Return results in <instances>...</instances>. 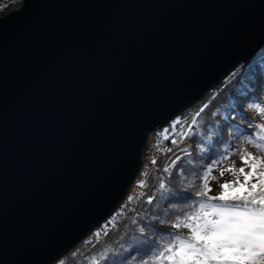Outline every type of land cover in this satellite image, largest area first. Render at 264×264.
<instances>
[{
  "label": "water",
  "instance_id": "1",
  "mask_svg": "<svg viewBox=\"0 0 264 264\" xmlns=\"http://www.w3.org/2000/svg\"><path fill=\"white\" fill-rule=\"evenodd\" d=\"M264 48V0H20L0 14V264H52L125 199L151 133Z\"/></svg>",
  "mask_w": 264,
  "mask_h": 264
},
{
  "label": "snow or ice",
  "instance_id": "2",
  "mask_svg": "<svg viewBox=\"0 0 264 264\" xmlns=\"http://www.w3.org/2000/svg\"><path fill=\"white\" fill-rule=\"evenodd\" d=\"M207 107L205 104L199 109L196 117ZM258 115L264 118V107L258 109ZM239 118L246 119L244 116ZM182 123L187 124L183 131L184 137L190 138L196 134L193 129V125H197L196 118L189 122L177 117L164 131L175 130ZM248 123L257 131L246 136L244 143L252 145L262 154H253L239 145L235 150L229 146L218 152L211 164H205L203 161L207 153L215 146L212 141V129L208 130L207 141L199 147L196 156L188 149L181 148L182 155H175L162 171L171 174V170H175L185 185L182 191H191L192 195L199 199L189 204L186 211L181 209L182 215L171 219H162L159 215L143 217L137 213L139 219H133L132 223L138 226L141 238L134 243L136 246L150 245L155 250L147 258L137 259L139 247L137 255L127 257L124 252L128 249L122 248L111 254L113 259L107 261V264H264V124ZM233 131L238 134L242 132L238 126L233 128ZM171 142L179 146L180 140L173 139ZM168 151L171 152L172 149L169 148ZM233 155L239 156L242 162L239 168L235 167L234 161L226 164ZM185 157L187 159L184 164L177 168V162ZM151 164L155 165L156 160L152 159ZM218 166L220 177L227 172L232 179L220 183V191L216 195H209L212 192L211 181L218 180V177L212 174ZM186 172L191 174V179ZM137 186L145 187L146 182L141 180ZM157 191L161 203L177 195L162 178L159 179ZM133 199L135 197L130 195L128 202ZM155 200V196H148L147 204L153 205ZM173 208L175 205L169 203L168 208L164 210V216L167 217L168 210ZM123 211L122 208L121 212ZM153 222L160 227H171L176 232L169 234L170 238L166 242H162L163 237L153 239L158 234ZM113 223L114 220L107 221L93 235H107V228ZM182 228L188 230L187 235L180 234L179 230ZM149 232L151 237L148 236Z\"/></svg>",
  "mask_w": 264,
  "mask_h": 264
},
{
  "label": "trees",
  "instance_id": "3",
  "mask_svg": "<svg viewBox=\"0 0 264 264\" xmlns=\"http://www.w3.org/2000/svg\"><path fill=\"white\" fill-rule=\"evenodd\" d=\"M5 5L6 2L1 0L0 14H2ZM238 85H244L245 88L256 87L257 85L264 86V48L252 53V55L239 63L216 86L206 92L201 99L182 110L172 120L156 130L155 136L150 138L142 149V166L139 173L142 174L146 186L142 188L138 187V190L133 194L128 192L125 200L128 202V197L132 195L135 197V201H132L129 207H126L124 203H122L107 219L88 232L76 245L52 264H107V261L113 259L111 254L120 251L122 248L128 249V251L124 252V256L126 257L129 255H137V247H139L137 259L140 257L147 258L151 255V252L155 250L153 246H136L134 243L137 239L141 238L138 232V226L132 223L133 219H139L137 213H140L143 217L159 215L162 219H171L176 215H182L181 209L186 211L189 204H193L199 199L194 197L191 191L187 193L182 191L185 185L182 184L181 178L177 175L175 170H171V174L164 173L162 171L163 167L157 173V168L162 156L166 149L172 145L170 139L174 130L169 129L168 132L164 130L168 129L169 125L177 117H182L185 121L190 120L196 109H201L207 104L208 107L201 115L199 117L195 115L194 117L197 120V125H193L196 134L189 138L191 140V145L188 150L192 152L193 156H196L199 147L204 145L207 141L208 130L212 129V141L215 146L209 150L207 157L203 161L205 164H211L218 152L224 151L225 147H231L233 144V128H235L233 117L238 112V110H235V102H239L242 95L232 99V94L234 88ZM179 126L180 125L177 127ZM254 132L255 131H253V133ZM154 144L162 145L158 155L153 153L152 146ZM152 159L156 160L155 165L151 164ZM186 159L187 157L178 161L176 167L179 168L184 164V160ZM185 167L188 166L185 165ZM150 168L151 170L149 171ZM201 171H203V169H201ZM185 174L191 179L190 173L186 172ZM161 178L165 180L172 192L177 194L171 196L170 200L164 201L163 203L160 202L159 192L157 191L158 182ZM135 184L138 185V183ZM209 195L216 194L209 193ZM148 196L156 197L153 205L147 204ZM185 197H187V199H185ZM169 203L174 204L175 208L168 210V215L165 217L164 210L168 208ZM122 208L124 209L123 212H121ZM109 220H114V223L108 226L107 235L101 234L99 237L94 236L93 233L99 231L101 226L105 225ZM140 223H143V221H140ZM153 227L158 229L157 237H153V239L163 237L162 242H166L170 238L169 234L176 232V230L171 227H160L155 222H153ZM179 232L182 235H187L188 233L187 230L183 228L180 229ZM148 236L151 237L152 234L149 232ZM73 253H75V255H73ZM130 264H132V262H130Z\"/></svg>",
  "mask_w": 264,
  "mask_h": 264
},
{
  "label": "rangeland",
  "instance_id": "4",
  "mask_svg": "<svg viewBox=\"0 0 264 264\" xmlns=\"http://www.w3.org/2000/svg\"><path fill=\"white\" fill-rule=\"evenodd\" d=\"M4 1L6 2V5L2 13L15 9L20 4V0H4ZM250 90H255V94H251L252 96L246 97L247 92H250ZM241 94H242V98L239 100V102L238 101L235 102V107H236L235 110H238V112L233 117V123H234V126L235 127L238 126L242 130V132L239 134L234 132V141H233L231 148L232 150H235L237 145H239L242 148H246L249 152H252L253 154L260 155L262 153H259L257 149L253 147L252 145L245 144L244 139L246 136L252 134L253 131H256L254 127L249 126L248 122H251L253 125L264 124V118L258 115V109L264 107V86L257 85L256 87L245 88L244 85H240V86L238 85L233 90L232 99L237 98ZM241 116L246 117V119H240L239 117ZM155 132L156 131H154V133H151L148 139L154 137L156 134ZM155 147L156 145L154 144L152 146V150L154 154H155V151H158L157 149L158 146L156 148ZM233 161L235 162L236 168H239L240 166H242V162L239 156L237 155H233L230 158V160L226 162V164H230ZM212 174L218 177V180L211 181L212 192L210 193L217 194L220 191L219 184L223 183L226 180L232 179V176L229 173L225 172L224 176L220 177L219 166L217 167L216 170L213 171ZM141 180H143V176L142 174L138 173L133 180L134 182L130 186L129 192H131V194L135 193L138 190V186L135 183H138ZM125 200L126 199H124L123 203L127 207L131 202H126Z\"/></svg>",
  "mask_w": 264,
  "mask_h": 264
},
{
  "label": "built area",
  "instance_id": "5",
  "mask_svg": "<svg viewBox=\"0 0 264 264\" xmlns=\"http://www.w3.org/2000/svg\"><path fill=\"white\" fill-rule=\"evenodd\" d=\"M198 111V109H196L192 115V118L190 120H188L189 122L194 118L196 112ZM187 127V124L186 123H182L179 127H177L172 135H171V141L173 139H177V140H180V143H179V146L177 145H171L170 147H168L164 153V155L162 156L161 160H160V163L158 165V168H157V173L163 168L165 167L166 165L170 164L171 160L175 158V155H181L180 153V149L181 148H186L188 149L191 145V140L187 137H184L183 136V131H184V128ZM158 146V147H157ZM158 151H155V154L158 155L159 152L161 151V148H162V145L161 144H157L156 145ZM155 147V148H156ZM171 148L172 151L169 152L168 149ZM151 170V168L149 169V171ZM146 175V174H145ZM146 178V177H145ZM126 199V198H125ZM124 201V200H123ZM123 201L121 202V204L123 203ZM132 201H135L132 200ZM131 201V202H132ZM131 204V203H130ZM129 204V205H130ZM129 205L127 207H129ZM127 209V208H126Z\"/></svg>",
  "mask_w": 264,
  "mask_h": 264
},
{
  "label": "bare ground",
  "instance_id": "6",
  "mask_svg": "<svg viewBox=\"0 0 264 264\" xmlns=\"http://www.w3.org/2000/svg\"><path fill=\"white\" fill-rule=\"evenodd\" d=\"M249 94V95H248ZM251 94H255V90H250V92H247V96L246 97H248V96H252ZM242 95V94H241Z\"/></svg>",
  "mask_w": 264,
  "mask_h": 264
}]
</instances>
